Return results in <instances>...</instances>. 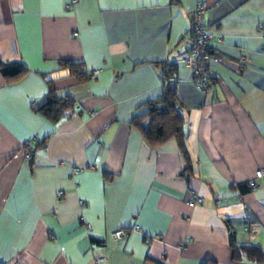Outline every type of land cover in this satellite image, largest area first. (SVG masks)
<instances>
[{
    "label": "crops",
    "instance_id": "1",
    "mask_svg": "<svg viewBox=\"0 0 264 264\" xmlns=\"http://www.w3.org/2000/svg\"><path fill=\"white\" fill-rule=\"evenodd\" d=\"M197 2L225 60L206 93L178 63ZM69 4L0 0V61L26 69L0 74V264H253L232 260L224 221L237 244L264 252V184L239 190L264 168V0ZM64 62L97 74L79 81ZM49 83L74 101L56 123L33 108ZM169 83L188 158L173 137L152 146L132 122ZM193 196L202 205L188 207Z\"/></svg>",
    "mask_w": 264,
    "mask_h": 264
},
{
    "label": "trees",
    "instance_id": "2",
    "mask_svg": "<svg viewBox=\"0 0 264 264\" xmlns=\"http://www.w3.org/2000/svg\"><path fill=\"white\" fill-rule=\"evenodd\" d=\"M177 1V0H176ZM63 66L69 70L70 74L77 76L79 81L88 78V73H80L81 66L72 62H64ZM26 72V69L20 64L4 63L0 61V74L6 79H14ZM170 69H165V76L168 78ZM48 92L45 98L33 105L34 110L45 116L51 122H58L67 117L69 111L74 107V101L70 98L58 99L55 95V89L52 83L48 84ZM175 90L171 84H167L163 95L160 99L148 102L146 104L147 111L144 114L137 115L132 122L143 133L147 142L152 146H156L164 142L166 139L173 137L185 158H188L186 147L185 121L178 111ZM149 118L147 124L141 122ZM42 145V144H41ZM241 193L250 190L247 186H240ZM228 242L231 249V258L235 262H248L253 264H264V252L255 246L239 245L235 241V233L230 225L224 221ZM209 264H215L209 262Z\"/></svg>",
    "mask_w": 264,
    "mask_h": 264
},
{
    "label": "built area",
    "instance_id": "3",
    "mask_svg": "<svg viewBox=\"0 0 264 264\" xmlns=\"http://www.w3.org/2000/svg\"><path fill=\"white\" fill-rule=\"evenodd\" d=\"M77 0H70V6L75 4ZM69 6V7H70ZM210 10V7L206 3L197 2L190 13L191 27L187 34L190 45L188 51L183 55L179 64L186 67L191 72V84L200 92L206 93L211 90L213 84V78L211 76L215 66L222 64L225 60L216 51L209 48L208 43L212 39L213 35L209 32L205 25L204 15ZM259 32H264V26L259 27ZM75 37V34H72ZM237 68L238 64H233ZM237 70V69H236ZM97 74V71L88 73V77L93 79ZM25 160H31V148L30 142H27L24 147ZM80 170L75 167H71V173L76 174ZM258 181L264 184V168L257 170L254 179L248 182L250 190L258 189ZM57 197H62L63 192H57ZM202 198L199 196H193L187 200L186 205L190 208L202 205ZM85 227L88 229L90 226L87 224ZM140 228L134 226L130 229H117L110 234V238L113 241H120L125 238L129 231L138 232ZM150 242V240H146ZM106 241H100L99 245L105 246ZM187 245V240L182 242L178 249L183 251ZM106 258L97 256L93 259L92 264H105Z\"/></svg>",
    "mask_w": 264,
    "mask_h": 264
}]
</instances>
